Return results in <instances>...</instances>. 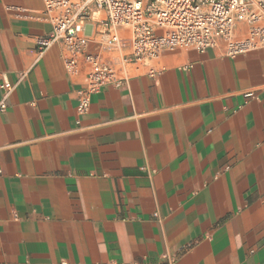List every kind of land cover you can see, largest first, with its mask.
Segmentation results:
<instances>
[{"label":"crops","instance_id":"obj_1","mask_svg":"<svg viewBox=\"0 0 264 264\" xmlns=\"http://www.w3.org/2000/svg\"><path fill=\"white\" fill-rule=\"evenodd\" d=\"M50 32L0 0V264H264V46L165 50L79 112Z\"/></svg>","mask_w":264,"mask_h":264},{"label":"built area","instance_id":"obj_2","mask_svg":"<svg viewBox=\"0 0 264 264\" xmlns=\"http://www.w3.org/2000/svg\"><path fill=\"white\" fill-rule=\"evenodd\" d=\"M51 32L37 39L38 53L52 44L63 48L68 73L87 65V86L78 93L79 112L106 84L119 85L128 66H145L165 50L203 51L217 40L234 56L264 46V0H43ZM238 24L246 34L234 37ZM127 30L120 34L118 29ZM93 31L105 56L88 50ZM150 74L153 70L149 69ZM4 96L12 89L2 83ZM5 108L0 101V110Z\"/></svg>","mask_w":264,"mask_h":264}]
</instances>
